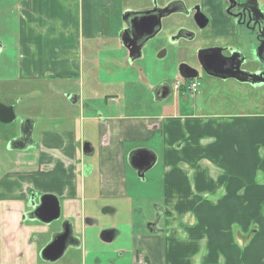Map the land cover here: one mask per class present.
<instances>
[{
    "label": "crops",
    "instance_id": "0c3cea01",
    "mask_svg": "<svg viewBox=\"0 0 264 264\" xmlns=\"http://www.w3.org/2000/svg\"><path fill=\"white\" fill-rule=\"evenodd\" d=\"M118 2L0 0V34L8 39L0 38V54L10 47L12 32L18 65H10L17 67L18 82L28 87L39 81L59 82L67 89V101L81 102L84 96L73 87L78 81L84 88L85 62L91 65L88 75L95 87L102 83L97 58L90 59L109 30L110 13L115 9L121 15L128 9L115 6ZM118 26L122 28L119 19ZM7 77L16 89V76ZM116 92L103 95V108L86 104L87 128L68 112L55 122L31 110L26 114L41 147L16 153L13 168L0 175V264H87V257L95 255L94 238L109 250L120 236L114 219L109 225L100 219L115 215L125 203L139 204L134 207L141 211L131 224L137 231L131 254L115 248L94 264H264V116H211L197 112L195 105L194 112L186 113L170 98L127 112L133 102L128 94ZM91 94L97 96L93 106L102 100L98 92ZM2 101L16 108L14 99L5 96ZM167 107L172 111L165 112ZM144 149L154 153L156 161L141 179L130 162ZM138 181L148 184L145 197L135 193ZM30 190L55 195L60 220L46 225L38 218H23L22 201ZM145 203L151 204L149 211L143 209ZM156 211L163 214L149 231L146 224ZM146 212L151 217L144 216ZM62 220L72 223L79 245L62 259L42 260L39 248ZM105 229L114 236L110 242L99 236Z\"/></svg>",
    "mask_w": 264,
    "mask_h": 264
},
{
    "label": "flooded vegetation",
    "instance_id": "af4514ba",
    "mask_svg": "<svg viewBox=\"0 0 264 264\" xmlns=\"http://www.w3.org/2000/svg\"><path fill=\"white\" fill-rule=\"evenodd\" d=\"M128 9L153 10L142 16L129 14L125 19V55L121 59V69L127 79L122 86H118L115 79L108 82L115 88L125 87L120 90L122 95L136 92L141 102V92L133 85L137 82L149 92L151 102L160 103L164 98L167 100L176 96L187 97L186 92L197 91L198 79L202 77L217 86H229V91L243 88L260 93L264 90V0H142L137 6ZM175 15H180L176 22L173 21ZM153 23L154 29L147 31L148 26ZM122 26L124 27V23ZM151 50L154 60L158 62L153 65H156L162 74L153 77L157 83L152 86V76L147 75L144 64ZM98 64L96 63L97 66ZM111 71L110 76H118L119 70ZM166 74L170 77H165ZM116 93L114 89L105 96ZM123 101H126L125 98ZM95 106L94 104L90 107L96 109ZM14 112L16 115L15 109ZM12 122L15 124L14 134L7 139L6 144H9L8 151L15 156L14 163L16 153L25 147L39 150L41 146L35 138L34 125L26 115H16ZM44 195L49 199L47 203L50 206L46 208L44 202L39 210L37 207ZM54 197L56 196L53 194L35 190L27 192L22 201L26 206L23 218L51 216L49 208L54 203ZM161 214L163 212H157L155 219H160ZM60 217L61 214L52 222H57ZM60 236L64 238V250L58 260L62 259L68 250L78 247L79 239L74 236L72 223L62 220L60 228L39 248L42 260H46L43 248Z\"/></svg>",
    "mask_w": 264,
    "mask_h": 264
},
{
    "label": "rangeland",
    "instance_id": "374dc122",
    "mask_svg": "<svg viewBox=\"0 0 264 264\" xmlns=\"http://www.w3.org/2000/svg\"><path fill=\"white\" fill-rule=\"evenodd\" d=\"M138 0H120L115 6L120 7V9H123L125 6L127 7H135L138 5ZM122 14V13H121ZM107 16V14H106ZM110 16H112L111 24L109 27V30H106L104 32V38L102 40H98V48L99 50L92 56L90 60H92L94 57L97 58L98 66L96 65V70L98 72V78L102 81L100 83L99 88H96L95 85L91 82L92 78L90 79V75H88V69L91 65H89L87 62L84 64L83 68V79H84V88H82L78 81H76L75 86L73 89H78L81 92V97L84 99L81 102H78L76 104H73L72 102L67 101V97L63 91L67 90L64 87H59L57 84L59 82L53 81H39L36 82L34 85L28 87L24 82H18V70L17 67L14 69L13 65L10 64H17L18 65V59H17V51L15 47L16 38L13 35L12 32L9 33L10 41H8V47L5 49V51L0 54V93L2 95H5L8 97L9 101H12L14 99V104L16 105L15 111L16 115L22 116L29 114V110L32 111V113H36L38 117H47L48 119L55 122L56 119H58L59 116H62L64 113L68 112L70 116H78L80 123L84 124V127H88L89 123L87 121L88 117V107L93 105V100L97 98V96L92 95L93 92H98V97L102 96V100H97V102H94L97 107H102L101 102H103L104 96L109 91H122L125 87H112L109 85V80L115 79L117 84L119 86H122L124 83H121L123 81H126V77L123 76V69L121 63L122 57L124 54L123 46L120 45L119 39H118V33H119V26H118V19L119 22L121 20V15L117 14L116 10L114 9ZM173 21L176 22L180 19V15L173 16ZM0 38L3 41H7L4 38L3 34H0ZM153 50H151V53L149 54L148 58L145 60V67H146V73L147 75L150 74L152 78L150 79V85H154L157 83L156 79L153 77L157 75H162L161 70L156 65H153L156 62L154 57L152 56ZM10 57V59H9ZM86 58L88 56L86 55ZM111 70H119L118 76L115 75L114 77L110 76L109 73H111ZM157 72V74H156ZM134 75V74H132ZM7 76L13 77L16 76V80L14 81L13 87L18 86L16 89L12 88L10 86V83L6 81L8 78ZM165 77H170L169 74H166ZM199 86L197 88V91L195 93L186 92L185 95L188 97V100L185 101L182 97L170 98L169 102L171 104H176L177 109H180V106L182 107L181 112L190 113L191 111L195 110V107L192 105H195L197 108V112L201 111L202 114L206 115H233V114H250L253 116H264V90L259 92H250L246 91L243 88H238L235 91H229V86L222 84L220 86H217V84L209 81L208 79L202 77L198 79ZM21 83V84H20ZM103 83L108 84L106 87L103 85ZM12 85V83H11ZM20 85V86H19ZM133 85L135 86V89L140 90L141 94V102L139 100V94L134 92L129 94V102L131 106L134 105V108H131V106L127 107V112H140L142 108L145 107H138V105H149L151 104L150 94L144 89L141 84H138L137 82H134ZM107 88V90H106ZM62 89V90H61ZM64 89V90H63ZM102 89V90H101ZM143 89V90H142ZM33 92V96H27L26 94L29 92ZM0 95V102H3V97ZM70 98V97H68ZM69 100V99H68ZM18 101H21L19 105L17 104ZM7 102V101H6ZM5 103V102H3ZM92 103V104H89ZM87 104V106H86ZM122 101H119V107H121ZM112 105V104H110ZM80 106V107H79ZM165 112H171L172 109L170 107H167ZM194 112V111H193ZM68 115V114H65ZM53 123V122H52ZM15 130V124L12 122L11 124H2L0 123V175H2L5 170L9 168H13V160L15 159V156H13L9 149V144H6L7 139H9L13 134ZM7 148V149H6ZM159 165V164H158ZM157 165V166H158ZM156 166V167H157ZM155 167V168H156ZM139 186L136 187L135 193L137 195H147V189L148 186L147 183H141L139 182ZM154 194H158L157 191L154 192ZM143 197V198H144ZM145 200V198H144ZM147 202V200H146ZM133 204L130 205L128 203H125V205L118 208L115 215H104V219H100V221L104 225H109V220L114 219L116 224L119 225V229L121 231L120 236L113 242L112 246L109 247V250H105L108 247L103 245L97 238H94L92 240L91 249L95 252V255H89L87 257V264H94L96 258H107L109 255H111L115 248L121 249L123 248V251H127L131 254L132 251V239L134 236L132 234H136V227L131 228V224L136 222V215L139 214L141 211L140 209H137L138 205ZM135 206V207H134ZM143 209L150 210L151 204H143ZM90 212H94L93 210L88 209ZM99 211V210H98ZM97 211V212H98ZM97 216L99 217L98 213ZM146 217H151L150 212H146L144 214ZM97 229L94 230V234L96 235ZM88 249V248H87ZM117 253L114 254V261H117L116 256ZM131 258V257H130ZM128 258V261L131 259ZM121 262L125 263L124 260H121ZM57 264V263H54ZM100 264H109L106 261L104 263Z\"/></svg>",
    "mask_w": 264,
    "mask_h": 264
},
{
    "label": "water",
    "instance_id": "95a60500",
    "mask_svg": "<svg viewBox=\"0 0 264 264\" xmlns=\"http://www.w3.org/2000/svg\"><path fill=\"white\" fill-rule=\"evenodd\" d=\"M152 10L153 9L139 11V10L126 9L122 12L121 21H122V23H124V27L122 26V28L120 29L119 34H118L119 35V42H120L121 46H125V42L123 39V32L127 29V23L125 22L127 15L133 14V15H141L142 16V14L143 15L148 14ZM154 26H155L154 23H153V25L148 26L147 31H152L154 29ZM1 50H2V46L0 44V51ZM15 119H16V115L14 112L13 105H8V104H4V103L0 102V123H2V124L11 123ZM155 159H156V156L154 153H152L149 150L146 151L144 149L143 151L139 152L138 156L132 157L130 164L132 165V167L136 171L138 178L142 179L144 177L145 171L155 164V161H156ZM43 197H46V195L41 197V203L37 207V209H39V210L44 205V202H45L46 208H48L50 206V204L47 203V200H49V199L46 197L45 200H42ZM49 210H51V212H52L51 216H49L47 218H44V217L38 218V220L45 223L46 225H49L52 221L57 220L59 218L60 208H59L58 199L56 197H54V203L51 206V208H49ZM158 219L159 218H156L152 223H147L148 225L146 226V229L149 231H152L149 225H151L152 227H155V225L158 222ZM99 236L103 241H106V242H110L114 237L113 234L111 233V231L107 230V229L102 230V232L100 233ZM62 241H64V238L60 236L57 239H55L54 241L47 244L43 248L42 252H43V256L46 258V260L51 261V262L56 261L61 256V254L64 250V244L62 243Z\"/></svg>",
    "mask_w": 264,
    "mask_h": 264
},
{
    "label": "built area",
    "instance_id": "2783aa9c",
    "mask_svg": "<svg viewBox=\"0 0 264 264\" xmlns=\"http://www.w3.org/2000/svg\"><path fill=\"white\" fill-rule=\"evenodd\" d=\"M192 87H194V85H192Z\"/></svg>",
    "mask_w": 264,
    "mask_h": 264
}]
</instances>
